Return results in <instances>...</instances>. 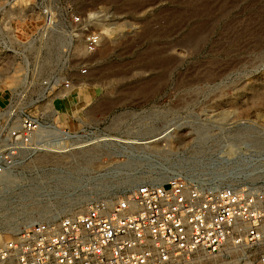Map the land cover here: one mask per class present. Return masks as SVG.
Returning <instances> with one entry per match:
<instances>
[{"label": "rangeland", "instance_id": "obj_1", "mask_svg": "<svg viewBox=\"0 0 264 264\" xmlns=\"http://www.w3.org/2000/svg\"><path fill=\"white\" fill-rule=\"evenodd\" d=\"M44 3L96 10L102 33L115 27L85 76L66 66L71 89L24 96L43 136L58 140L1 182L0 240L145 182L264 183V0H0L5 30L32 38ZM14 67L0 69L1 105L18 85Z\"/></svg>", "mask_w": 264, "mask_h": 264}, {"label": "built area", "instance_id": "obj_2", "mask_svg": "<svg viewBox=\"0 0 264 264\" xmlns=\"http://www.w3.org/2000/svg\"><path fill=\"white\" fill-rule=\"evenodd\" d=\"M38 10L41 27L19 42L5 30L0 9V69L13 64L12 75L21 73L0 104V192L3 180L21 175L34 159L37 144L58 140L43 136L44 122L24 96L34 85L71 89L66 66L85 76L88 57L103 43L100 19L91 26L70 5L44 3ZM258 156L264 160V151ZM0 264H264V183L145 182L81 214L51 213L0 240Z\"/></svg>", "mask_w": 264, "mask_h": 264}, {"label": "clouds", "instance_id": "obj_3", "mask_svg": "<svg viewBox=\"0 0 264 264\" xmlns=\"http://www.w3.org/2000/svg\"><path fill=\"white\" fill-rule=\"evenodd\" d=\"M20 2H22V0H17V3H20ZM13 6H15V5H13ZM87 19L89 20L91 26H95L94 24H92V22L101 19V13H99L96 10H90L87 13ZM114 27H115L114 25H108V26H106L102 30L103 31V35L105 37H109V36L113 35V29H114ZM96 40H97V43L100 42V38L99 37H96Z\"/></svg>", "mask_w": 264, "mask_h": 264}, {"label": "bare ground", "instance_id": "obj_4", "mask_svg": "<svg viewBox=\"0 0 264 264\" xmlns=\"http://www.w3.org/2000/svg\"><path fill=\"white\" fill-rule=\"evenodd\" d=\"M159 138H160V137H159ZM159 138H155V139H153V141H154V140H157V139H159ZM83 212H84V211H83ZM83 212H78V213H75V214H81V213H83ZM34 222H35V221H33V220L30 221V222H29V223H30L29 226H30L31 224H33Z\"/></svg>", "mask_w": 264, "mask_h": 264}, {"label": "crops", "instance_id": "obj_5", "mask_svg": "<svg viewBox=\"0 0 264 264\" xmlns=\"http://www.w3.org/2000/svg\"><path fill=\"white\" fill-rule=\"evenodd\" d=\"M1 99V98H0ZM1 102H3V100H0V104H1Z\"/></svg>", "mask_w": 264, "mask_h": 264}]
</instances>
